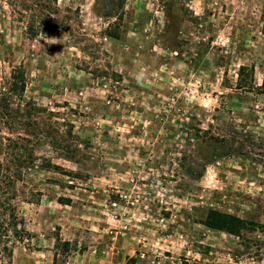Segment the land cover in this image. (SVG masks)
Segmentation results:
<instances>
[{
  "label": "rangeland",
  "instance_id": "374dc122",
  "mask_svg": "<svg viewBox=\"0 0 264 264\" xmlns=\"http://www.w3.org/2000/svg\"><path fill=\"white\" fill-rule=\"evenodd\" d=\"M263 28L264 0H0V163L34 158L0 264H264Z\"/></svg>",
  "mask_w": 264,
  "mask_h": 264
},
{
  "label": "trees",
  "instance_id": "16d2710c",
  "mask_svg": "<svg viewBox=\"0 0 264 264\" xmlns=\"http://www.w3.org/2000/svg\"><path fill=\"white\" fill-rule=\"evenodd\" d=\"M106 34L111 38H117L115 32H107ZM237 76L235 90L250 89V86L254 82V68L241 66ZM12 81L13 84L10 87V91L19 95L23 93L25 90V77L20 69L13 70ZM260 91L264 93V80ZM6 141L13 142L10 139H6ZM30 141L26 137L18 136L15 142L25 147L24 144H28ZM32 156L30 153L27 157L23 155L18 158L15 164L16 169L12 173L9 172V165L0 163V257L3 261L11 260L16 245L29 239V234L18 214L19 196L17 195V183L22 180L23 171L29 168L30 165L33 167L34 158ZM38 168L46 170L49 167L46 163H43ZM32 196H34L33 193ZM24 200H32V198L26 197ZM204 225L208 229L225 232L234 236H239L243 231L252 233L263 227L257 223L218 211H210L206 216Z\"/></svg>",
  "mask_w": 264,
  "mask_h": 264
},
{
  "label": "clouds",
  "instance_id": "9594fccd",
  "mask_svg": "<svg viewBox=\"0 0 264 264\" xmlns=\"http://www.w3.org/2000/svg\"><path fill=\"white\" fill-rule=\"evenodd\" d=\"M141 76H142V74H141ZM140 78H141V77L138 76V78H137V79H138V82H139ZM209 168H211V166H209ZM207 179H208V175H207V173H206V174H205V178H204V180L207 181Z\"/></svg>",
  "mask_w": 264,
  "mask_h": 264
}]
</instances>
